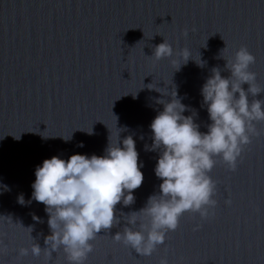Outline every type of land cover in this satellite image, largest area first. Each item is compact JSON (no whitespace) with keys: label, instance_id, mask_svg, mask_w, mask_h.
I'll list each match as a JSON object with an SVG mask.
<instances>
[{"label":"water","instance_id":"95a60500","mask_svg":"<svg viewBox=\"0 0 264 264\" xmlns=\"http://www.w3.org/2000/svg\"><path fill=\"white\" fill-rule=\"evenodd\" d=\"M164 39L175 54L157 60L154 48ZM241 47L255 56L253 83L264 88V0H0V185L10 189L0 192V264H69L63 249L31 254L51 234L46 206L31 200L35 170L53 156L104 155L111 133L121 146L129 135L135 139L144 173L135 203L121 202L116 214L142 209L162 183L154 171L159 153L146 150L150 125L163 110L157 100L171 99L146 86H175L190 106L184 114L196 111L206 132L201 88L214 67L230 75L226 59ZM186 50L190 58L177 70ZM250 99H264V92ZM256 129L236 171L217 158L209 173L214 214L205 220L186 212L151 256L113 238L123 231L121 216L119 226L92 241L84 264H264V121ZM20 194L31 203H18Z\"/></svg>","mask_w":264,"mask_h":264},{"label":"clouds","instance_id":"9594fccd","mask_svg":"<svg viewBox=\"0 0 264 264\" xmlns=\"http://www.w3.org/2000/svg\"><path fill=\"white\" fill-rule=\"evenodd\" d=\"M174 54V48L164 39L155 46L152 56L160 60L172 58ZM183 58L185 62L177 70L188 62L187 50ZM226 61L225 68L230 75L222 76L221 69L214 67L201 88L202 107L206 106L211 121L206 132L196 122V111L184 114L190 106L182 102L175 86L171 91L153 87V83L146 86L171 99L157 100L163 110L150 125L153 143L146 146V150L159 153L154 171L162 183L159 192L151 195L139 211L116 214V206L121 202L124 206L135 203L133 190L144 181L143 163L139 161L136 141L131 135L123 139L121 146L120 135L113 143L111 133L104 155L77 153L67 160L53 156L38 165L31 200L46 206L51 234L45 237L46 247L36 242L30 249L31 254L39 256L44 250L51 257L63 249L69 264H84L93 251L92 241L102 230L110 232L119 226L122 216L123 231H117L113 238L141 256H151L158 246L165 244L167 234L178 229L186 212L199 213L205 220L210 210L214 214L216 183L209 173L217 158L236 171L245 146L260 135L256 122L264 121V99H250L264 92V88L253 83L256 74L250 66L255 63V56L241 47L234 58ZM197 63L203 67L205 62L200 58ZM246 83L247 89L243 87ZM63 139L67 142L71 137ZM83 146L81 142L79 147ZM2 190L10 189L0 185ZM31 200L25 201L23 194L18 197L22 205ZM225 203L231 204V200ZM33 219L43 222L39 216L34 215ZM201 227L202 224H197L194 230ZM28 228L33 231L32 227ZM20 254L28 255L29 249L22 248ZM160 264H168V260L162 258Z\"/></svg>","mask_w":264,"mask_h":264}]
</instances>
